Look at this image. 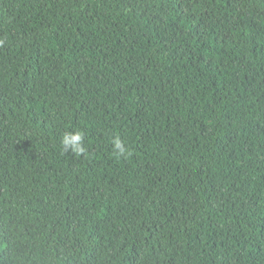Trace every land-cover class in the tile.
Masks as SVG:
<instances>
[{
    "label": "trees",
    "instance_id": "16d2710c",
    "mask_svg": "<svg viewBox=\"0 0 264 264\" xmlns=\"http://www.w3.org/2000/svg\"><path fill=\"white\" fill-rule=\"evenodd\" d=\"M0 264H264V0H0Z\"/></svg>",
    "mask_w": 264,
    "mask_h": 264
},
{
    "label": "clouds",
    "instance_id": "9594fccd",
    "mask_svg": "<svg viewBox=\"0 0 264 264\" xmlns=\"http://www.w3.org/2000/svg\"><path fill=\"white\" fill-rule=\"evenodd\" d=\"M84 136L83 133L79 130L73 132H67L62 136L61 144L64 146V150H67V146L71 145L72 150L76 154H84L86 149L84 147ZM114 149L116 154L119 156H128L130 155V150L126 148L124 142L117 138H114L113 141Z\"/></svg>",
    "mask_w": 264,
    "mask_h": 264
}]
</instances>
